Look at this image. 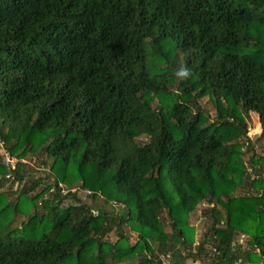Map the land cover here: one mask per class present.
Instances as JSON below:
<instances>
[{
  "label": "trees",
  "instance_id": "1",
  "mask_svg": "<svg viewBox=\"0 0 264 264\" xmlns=\"http://www.w3.org/2000/svg\"><path fill=\"white\" fill-rule=\"evenodd\" d=\"M263 140L264 0H0V264H264Z\"/></svg>",
  "mask_w": 264,
  "mask_h": 264
},
{
  "label": "rangeland",
  "instance_id": "2",
  "mask_svg": "<svg viewBox=\"0 0 264 264\" xmlns=\"http://www.w3.org/2000/svg\"><path fill=\"white\" fill-rule=\"evenodd\" d=\"M203 101H205V100H203ZM210 114L212 115V117L215 118V109L214 108H212ZM253 117H254V119H256L255 116H253ZM253 123L254 122L252 121V122H249V124H248L250 126L248 135H250V137H252V139L255 140L259 137V134L261 133V128H260V126L258 127L256 124H253ZM263 143H264V140L259 143L260 147H261V145H263ZM259 151H260V148H259ZM0 155L5 156V159H4L5 163H6V161H8L12 165H14L12 168H14L16 163L18 162L17 159H14L13 157H11L9 155L7 150L4 148L3 142H0ZM21 161L23 163L26 162L25 159H21ZM10 185H12V184L9 181H7V182H5L3 188L6 189V188L10 187ZM16 186H17V184H14L13 188L15 189ZM205 208H207L206 203L200 204L197 207L196 211L194 213H192V215L190 217V224L196 228V230H195V244L198 242V239L202 236V234L204 233V231L207 227L206 221L201 216L202 215L201 213ZM161 218L166 219V222L168 221V215L166 214V212L162 213ZM127 232L130 233L129 229L127 230ZM108 237L110 238L111 241H115L117 239V236L114 233L110 234ZM122 264H131V261L130 262H122ZM188 264H199V263H194L193 261H190Z\"/></svg>",
  "mask_w": 264,
  "mask_h": 264
},
{
  "label": "clouds",
  "instance_id": "3",
  "mask_svg": "<svg viewBox=\"0 0 264 264\" xmlns=\"http://www.w3.org/2000/svg\"><path fill=\"white\" fill-rule=\"evenodd\" d=\"M174 77L181 81H187L191 78L192 76V69L187 66L186 64H180L177 69L174 70Z\"/></svg>",
  "mask_w": 264,
  "mask_h": 264
},
{
  "label": "built area",
  "instance_id": "4",
  "mask_svg": "<svg viewBox=\"0 0 264 264\" xmlns=\"http://www.w3.org/2000/svg\"><path fill=\"white\" fill-rule=\"evenodd\" d=\"M7 164H10L11 167H13L14 165H12L10 162L6 161ZM165 264H167V260L165 259ZM236 264V263H235Z\"/></svg>",
  "mask_w": 264,
  "mask_h": 264
}]
</instances>
